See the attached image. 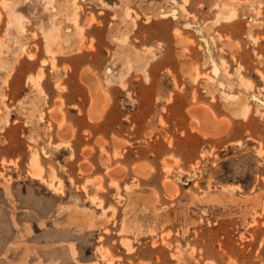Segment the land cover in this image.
I'll use <instances>...</instances> for the list:
<instances>
[{"label":"rangeland","instance_id":"1","mask_svg":"<svg viewBox=\"0 0 264 264\" xmlns=\"http://www.w3.org/2000/svg\"><path fill=\"white\" fill-rule=\"evenodd\" d=\"M10 1L0 0V49L8 41L1 53L14 58L0 56V264H18L23 254L26 264H264V0H225L236 17L220 22L219 0H18L27 37L9 25ZM60 5L64 14L76 5L83 26L66 61L86 59L117 85L120 133L135 138L146 126L139 139H115L111 154L100 146L104 174L91 171L92 146L69 160L71 141L56 138L68 131V69L71 98L83 96L74 65L46 51L41 28ZM122 32L126 47L148 53L144 70H130L123 84L107 78ZM39 71L41 93L28 79ZM224 91L246 98L247 115ZM211 103L244 121L237 139L193 132L200 109L214 122L208 134L226 128L202 106ZM135 143L166 149L146 182L115 174L126 166L111 156ZM34 152L46 179L54 169L57 190L32 175Z\"/></svg>","mask_w":264,"mask_h":264},{"label":"crops","instance_id":"2","mask_svg":"<svg viewBox=\"0 0 264 264\" xmlns=\"http://www.w3.org/2000/svg\"><path fill=\"white\" fill-rule=\"evenodd\" d=\"M14 11L24 18V15L15 10V8ZM64 13L65 12L58 10L57 13L53 14L48 27L41 28L43 33L47 34V36L56 35L57 37L61 38L62 35L59 31L62 26L61 24H54V20L57 15L60 16L63 14L62 16H65ZM69 54L70 53H59L56 56L59 61L62 60L65 63L74 65L77 75V82L83 87V96L78 95L76 98H71L72 83L70 75L72 69H68L63 73L62 77V81L68 85L67 92H63V96L67 100V107L64 110L66 112L67 129L65 126H63V131H68L65 135L60 134L61 137L59 136L56 138L69 139L71 141L74 155L73 157H68L69 160L71 158H75L76 160L82 159V147L85 145L92 146L93 149H89L90 151L87 154L88 159L92 163L91 171L93 174L97 172L104 174V167L99 162V158L100 155L105 159L107 157L105 153H99L100 146H104L105 149L111 154L115 145V139H139L138 136L142 135V131L146 126L141 124L139 125L140 132L135 138H128L124 134L120 133L119 128L117 127L119 124V119L116 105L114 104L115 95L117 93L115 86L117 85L114 83L106 85L104 79L105 75L103 74L101 67L92 66V63L86 59L81 61L80 58L78 61H76L77 58L75 57L74 60L68 58V61H66V57ZM93 81H96L95 85H93ZM54 94V91L53 93L50 92L49 96H54ZM210 105V108L205 105L202 106L210 116L224 122L226 124V128L218 134H208L209 132H207L206 134L208 135H204L205 132H203V134L201 131H199V128L201 127H198V130H193L196 136L201 137L202 139H211L215 135H224L227 133L232 139H237L239 135L238 130L240 127H244V121L239 120L240 117L229 115V113L224 110L220 103H211ZM211 122L213 123V121ZM213 124H210V126L213 127ZM207 129L208 128H205V130ZM202 130H204V128H202ZM118 142L120 141L118 140ZM147 147H149V145H139L138 143H135L132 147L128 146L126 153H123L119 156H111L112 163L119 162L121 165L126 166L125 169L124 167H116L115 174L118 177L120 175L123 177L127 175H137L141 182L149 181V178L156 172V166L159 162L158 160H160L161 157L166 154V149L163 147L162 149H159L158 152L153 151L151 153ZM64 152L70 155V148L64 147ZM133 162H138V165H142L138 167L136 172L132 169ZM144 167H146V169Z\"/></svg>","mask_w":264,"mask_h":264},{"label":"bare ground","instance_id":"3","mask_svg":"<svg viewBox=\"0 0 264 264\" xmlns=\"http://www.w3.org/2000/svg\"><path fill=\"white\" fill-rule=\"evenodd\" d=\"M70 1L75 2V0H70ZM17 2H18V0H11L10 3H6V6L9 10V15H10V24L9 25L10 26L11 25L16 26L19 29V32L21 34L20 36L27 37V33L25 31V26L23 23L24 18L21 15H19L17 12L14 11V8H15V5L17 4ZM184 2H186V1H184ZM182 3L180 5L181 7L184 6ZM178 5H179V3H178ZM216 5L219 8L217 11L216 17H215V20L217 22H220L223 20H231L234 17H236V10L234 8L229 7L226 4L225 0L217 1ZM59 7L60 8L58 10H60V11L64 8L62 5H60ZM74 7L73 8L69 7L67 9V13L65 14V16L61 17V16L57 15L55 18L54 24H61V26H62L60 31H59V32H61L60 34L62 35V37L59 38L56 35L48 36V37H50V39H49L48 43L45 45V47H46V51L48 52V54H50V56H52L51 59L53 62L55 60V56L59 53L68 54V53H71L75 50H78L80 41H81L82 36H83L82 35L83 26H81L78 23V15H77ZM56 9L57 8L55 6H52V11L56 10ZM126 11H127V14L129 15V11L128 10H126ZM206 30H208V28H206ZM176 31L178 33L179 30H176ZM113 39L115 41H117V47L119 49L116 50L117 52L114 54L113 61L107 70L108 75H109L108 76V82L118 81V82L123 84V78L130 70H132V69H134V70L135 69H138V70L143 69L144 70V68L146 67L147 61H148V53L143 52V51H139V50H136V49H133L130 47H126L127 46L126 43H127V39H128V35L126 33L122 32V34L120 33V35H118V36L116 34V36ZM7 42L3 41V43H1L2 45H1V49H0V56H4V55H2L1 52H3V50H5L4 48L6 47ZM4 59L6 60V62L8 64H11L14 58L8 57L6 55V56H4ZM43 61L45 62V60H43ZM222 62L226 64L225 60H222ZM189 67H190V65H189ZM217 68H219V67L216 65L215 69H217ZM194 69H196V68L194 67ZM37 74H38L37 76L30 75L28 79L38 89V92L41 93L42 89H41L40 79L42 78V72L39 71V73H37ZM210 78H211V76H210ZM241 81L243 83H245V85L247 87H249V86L252 87V84L250 85V82H251L250 80L248 81V79L246 80V78H241ZM224 95L226 96V98H229L232 101L233 108L236 110V113L238 115L239 114L247 115V113L250 109V106L247 103V100L245 97H241L238 94H234V93H230V92H226V91H224ZM39 101L40 100L37 101V104H39L38 103ZM198 109H200V108H198ZM196 112H197V116L195 117L196 119L194 118L197 121L196 126H197V128L201 127V128H199V130L201 129L200 131L202 133L205 132V134H206L208 132V130L212 127V126H210V124H213L214 122L212 123L210 121V118L208 120L204 111H201V109L199 111H196ZM55 115H57V112L54 113V116ZM213 126H214V124H213ZM202 128H204V130H202ZM205 128H208V129L205 130ZM61 131H63V126L61 127ZM30 166H31L32 175L39 177V178H41V180L47 182L50 188L52 187L55 190L58 189L57 184L60 185L61 181L56 180L58 177L56 176L55 171L52 167L49 168L48 173H47V174H49L48 175L49 179H46L43 176V170L44 169H43V166L40 162L39 154L37 152L32 153V155L30 157ZM144 168L146 169V167H144ZM114 180H116V179L114 178ZM5 188H6L8 196L11 199V196L8 192L7 185H5ZM91 198L94 200L96 198V195H92ZM124 244L128 246L129 243L127 241H124ZM23 256H24V254H23ZM23 256L20 259L19 263L17 262L18 264H26V259ZM105 256H106V254H105Z\"/></svg>","mask_w":264,"mask_h":264}]
</instances>
